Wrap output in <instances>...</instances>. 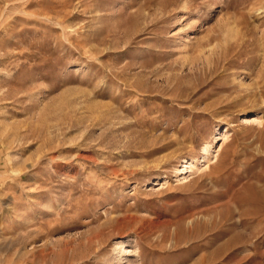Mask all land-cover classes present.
Wrapping results in <instances>:
<instances>
[{
	"label": "rangeland",
	"instance_id": "374dc122",
	"mask_svg": "<svg viewBox=\"0 0 264 264\" xmlns=\"http://www.w3.org/2000/svg\"><path fill=\"white\" fill-rule=\"evenodd\" d=\"M0 264H264V0H0Z\"/></svg>",
	"mask_w": 264,
	"mask_h": 264
},
{
	"label": "bare ground",
	"instance_id": "6f19581e",
	"mask_svg": "<svg viewBox=\"0 0 264 264\" xmlns=\"http://www.w3.org/2000/svg\"><path fill=\"white\" fill-rule=\"evenodd\" d=\"M121 248H123L122 246H121ZM121 251V250H120Z\"/></svg>",
	"mask_w": 264,
	"mask_h": 264
}]
</instances>
